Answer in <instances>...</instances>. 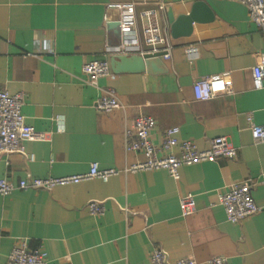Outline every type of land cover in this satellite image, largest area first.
Here are the masks:
<instances>
[{
  "label": "crops",
  "instance_id": "1",
  "mask_svg": "<svg viewBox=\"0 0 264 264\" xmlns=\"http://www.w3.org/2000/svg\"><path fill=\"white\" fill-rule=\"evenodd\" d=\"M196 1L212 18L200 15L188 35L173 38L170 24ZM160 2L158 20L171 46L169 59H161L166 71L88 82L82 65L109 62L122 41L107 28L119 17L113 6L133 4L139 13ZM261 52L264 30L234 0H0V88L21 93L24 122L46 133L24 141L23 153L1 155L0 179L16 186L28 177L84 173L92 162L120 170L107 181L0 195V264L19 238L30 249H44L48 264H151L155 247L171 264L180 258L207 264L214 256L228 264H264V141L253 140L247 121L250 115L264 123V78L257 89L251 73ZM214 74L220 79L212 82L213 97L196 100L193 82ZM108 93L119 106L98 110V99ZM140 115L154 118L156 145L165 129L178 127V139L199 149L226 136L237 154L181 166L178 180L164 170L125 172L143 159L126 149L125 136ZM244 181L252 184L259 210L231 223L217 194ZM188 193L195 208L182 216L179 201ZM91 200L102 202L103 214L89 211Z\"/></svg>",
  "mask_w": 264,
  "mask_h": 264
},
{
  "label": "built area",
  "instance_id": "2",
  "mask_svg": "<svg viewBox=\"0 0 264 264\" xmlns=\"http://www.w3.org/2000/svg\"><path fill=\"white\" fill-rule=\"evenodd\" d=\"M246 6L252 23L264 30V0H234ZM119 11L118 26L122 41L114 48V54L131 53H159L160 57L168 60L171 46L167 37L162 33L158 20V13L163 10L164 4L158 3L155 7L136 12L133 4H115ZM107 20V18H105ZM82 72L88 82L95 81L102 76L115 78L108 61L91 60L82 65ZM252 82L257 89L262 87L264 78V52L252 66ZM220 75H205L197 78L192 84L193 96L196 100H209L213 97L212 82L219 80ZM231 80H224L228 90ZM22 94H10L0 88V156L14 152L23 153L24 141L44 139L46 133L35 131L24 122L21 113ZM119 106L118 100L112 93L101 96L96 107L103 112H111ZM253 140L264 141V123L256 124L252 117L247 116ZM155 127V120L151 116L140 115L135 118L133 130H126V149L140 152L142 160L136 161L126 168L125 172H142L164 170L174 180L179 179V168L201 162H214L216 159L234 158L236 147L226 136H216L209 142L207 148L199 149L191 140H179L178 127H170L162 132L161 142L156 145L151 141L150 132ZM178 150V153L175 150ZM116 168H100L97 162H92L87 172L69 174L65 176H49L46 178H31L19 180L15 186L5 178L0 179V195H8L14 189H45L51 190L56 186L76 184L81 181L97 178L107 181L117 175ZM252 184L244 181L230 185L226 190L218 192L217 203L222 206L226 219L231 223H238L255 214L259 207L251 193ZM87 207L92 214H103L105 208L102 202L91 200ZM195 208L194 195L188 193L180 198L179 209L182 216L190 214ZM151 264H171L166 252L155 247L149 254ZM6 264H48L47 253L44 249H30L26 238H19L7 256ZM174 264H197L192 258H180ZM207 264H228L226 258L214 256L207 260Z\"/></svg>",
  "mask_w": 264,
  "mask_h": 264
},
{
  "label": "water",
  "instance_id": "3",
  "mask_svg": "<svg viewBox=\"0 0 264 264\" xmlns=\"http://www.w3.org/2000/svg\"><path fill=\"white\" fill-rule=\"evenodd\" d=\"M203 15L204 20L212 18L211 12L206 8L202 1H196L192 4L190 11L187 14L178 15L170 24V34L174 37L186 36L191 31V25ZM107 28L114 34L121 37L118 22H109ZM159 53H131V54H113L109 58V64L112 72H140L147 71L149 73L165 72L166 67L161 60Z\"/></svg>",
  "mask_w": 264,
  "mask_h": 264
}]
</instances>
